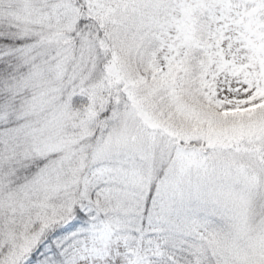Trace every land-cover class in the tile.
Masks as SVG:
<instances>
[{
  "label": "snow or ice",
  "instance_id": "snow-or-ice-1",
  "mask_svg": "<svg viewBox=\"0 0 264 264\" xmlns=\"http://www.w3.org/2000/svg\"><path fill=\"white\" fill-rule=\"evenodd\" d=\"M0 264H264V0H0Z\"/></svg>",
  "mask_w": 264,
  "mask_h": 264
}]
</instances>
